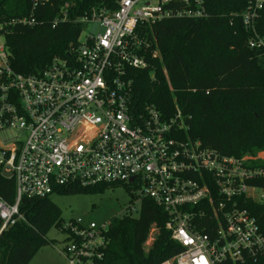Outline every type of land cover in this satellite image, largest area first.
I'll use <instances>...</instances> for the list:
<instances>
[{"label": "built area", "instance_id": "1", "mask_svg": "<svg viewBox=\"0 0 264 264\" xmlns=\"http://www.w3.org/2000/svg\"><path fill=\"white\" fill-rule=\"evenodd\" d=\"M47 1L32 0L27 16L0 22V175L14 182L13 203L0 199V233L23 221V198L118 185L134 193L139 209L147 199L167 215L165 229L181 250L160 264H243L264 254V235L239 207L244 199L264 204V189L249 185L264 180V166L182 138L188 128L176 107L163 119L151 105L132 104L128 72L159 58L152 26L206 19L207 0H119L114 11L94 8L77 22L101 31L79 41L80 33L73 55L34 74H16L5 36L15 25L35 26L34 12ZM263 7L264 0H246L240 20L253 36L248 49L264 54V37L255 31ZM136 211L133 204L125 209L126 216ZM108 225L61 222L67 264H99ZM155 235L151 228L145 247Z\"/></svg>", "mask_w": 264, "mask_h": 264}, {"label": "trees", "instance_id": "2", "mask_svg": "<svg viewBox=\"0 0 264 264\" xmlns=\"http://www.w3.org/2000/svg\"><path fill=\"white\" fill-rule=\"evenodd\" d=\"M118 1L48 0L39 5L35 26L15 25L5 36L11 70L34 74L56 57L68 59L82 31L77 21L94 8L114 11ZM31 2L0 0V22L27 16ZM245 6L246 0H207L206 19L171 18L153 25L159 58L151 59L146 69L128 72L135 108L151 105L167 119L176 107L188 128L182 138L233 158L264 150V54L248 49L253 36L240 20ZM259 15L255 31L263 38L264 7ZM53 21L58 22L52 28ZM249 165L264 166V162L251 160ZM249 185L264 189V180ZM115 186L72 187L54 195L96 194ZM0 199L9 204L14 200V182L2 175ZM239 201L264 235V204ZM18 212L23 221L0 233V264H28L39 249L51 245L46 235L52 228L64 234L60 210L49 197L23 198ZM166 222L167 215L147 199L141 201L137 217L112 218L99 264H160L170 259L181 249L170 239ZM151 228L156 229L155 239L145 247ZM243 264H264V254Z\"/></svg>", "mask_w": 264, "mask_h": 264}, {"label": "rangeland", "instance_id": "3", "mask_svg": "<svg viewBox=\"0 0 264 264\" xmlns=\"http://www.w3.org/2000/svg\"><path fill=\"white\" fill-rule=\"evenodd\" d=\"M100 31L96 24H89L83 27L79 41L83 39L84 34H96ZM262 125L264 126V122ZM245 157L264 162V150L254 156L245 155ZM49 199L60 210V217L64 224L69 220L81 218L85 223L92 222L100 226L108 223L112 218L125 217V209L131 204L137 210L132 217H137L139 209L134 193L121 186L108 187L100 193L89 195H51ZM46 237L52 242L51 245L39 249L28 264H67L61 252L66 235L52 228Z\"/></svg>", "mask_w": 264, "mask_h": 264}]
</instances>
